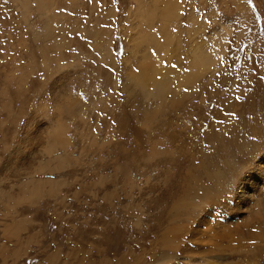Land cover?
<instances>
[{
    "label": "rangeland",
    "instance_id": "374dc122",
    "mask_svg": "<svg viewBox=\"0 0 264 264\" xmlns=\"http://www.w3.org/2000/svg\"><path fill=\"white\" fill-rule=\"evenodd\" d=\"M0 264H264V0H0Z\"/></svg>",
    "mask_w": 264,
    "mask_h": 264
},
{
    "label": "snow or ice",
    "instance_id": "6c2138e0",
    "mask_svg": "<svg viewBox=\"0 0 264 264\" xmlns=\"http://www.w3.org/2000/svg\"><path fill=\"white\" fill-rule=\"evenodd\" d=\"M218 59H220V60H221V63H223V62H224V58H223V57H219Z\"/></svg>",
    "mask_w": 264,
    "mask_h": 264
},
{
    "label": "bare ground",
    "instance_id": "6f19581e",
    "mask_svg": "<svg viewBox=\"0 0 264 264\" xmlns=\"http://www.w3.org/2000/svg\"><path fill=\"white\" fill-rule=\"evenodd\" d=\"M171 3H172V2H171ZM142 66H143V65H142ZM160 93H161V91H160V92L158 91V93H157V94H160Z\"/></svg>",
    "mask_w": 264,
    "mask_h": 264
}]
</instances>
